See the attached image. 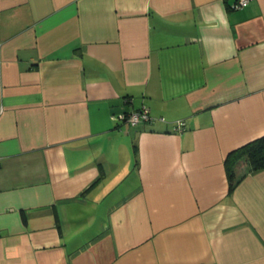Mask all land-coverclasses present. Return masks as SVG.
<instances>
[{"label": "crops", "instance_id": "1", "mask_svg": "<svg viewBox=\"0 0 264 264\" xmlns=\"http://www.w3.org/2000/svg\"><path fill=\"white\" fill-rule=\"evenodd\" d=\"M234 1L0 0V264H264V169L223 164L264 135V0Z\"/></svg>", "mask_w": 264, "mask_h": 264}, {"label": "trees", "instance_id": "2", "mask_svg": "<svg viewBox=\"0 0 264 264\" xmlns=\"http://www.w3.org/2000/svg\"><path fill=\"white\" fill-rule=\"evenodd\" d=\"M183 126L179 128L176 125V128L181 130ZM223 164L228 182V191L231 192L240 179L248 172L264 169V135L231 149L225 155ZM21 218L25 223L26 215L24 211H21Z\"/></svg>", "mask_w": 264, "mask_h": 264}, {"label": "built area", "instance_id": "3", "mask_svg": "<svg viewBox=\"0 0 264 264\" xmlns=\"http://www.w3.org/2000/svg\"><path fill=\"white\" fill-rule=\"evenodd\" d=\"M250 0H235L230 7L231 8H241L246 6L249 3ZM124 123L128 124V126H135L141 121H147L155 119V117H152L149 114L148 109L145 107H141L132 111L124 112L119 117ZM161 121H164L163 117L158 118ZM177 127H181L184 125V122L182 120H178L176 122Z\"/></svg>", "mask_w": 264, "mask_h": 264}]
</instances>
